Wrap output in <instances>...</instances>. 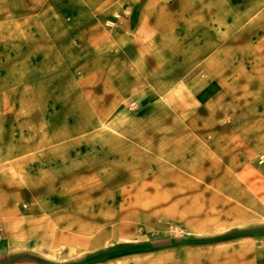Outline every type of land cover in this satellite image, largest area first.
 I'll return each mask as SVG.
<instances>
[{"label":"rangeland","instance_id":"rangeland-1","mask_svg":"<svg viewBox=\"0 0 264 264\" xmlns=\"http://www.w3.org/2000/svg\"><path fill=\"white\" fill-rule=\"evenodd\" d=\"M1 256L264 264V0H0Z\"/></svg>","mask_w":264,"mask_h":264},{"label":"crops","instance_id":"crops-1","mask_svg":"<svg viewBox=\"0 0 264 264\" xmlns=\"http://www.w3.org/2000/svg\"><path fill=\"white\" fill-rule=\"evenodd\" d=\"M2 258L0 259V262H2V264H6L7 262V258L4 256H1Z\"/></svg>","mask_w":264,"mask_h":264}]
</instances>
